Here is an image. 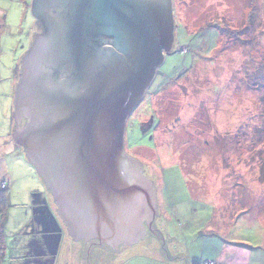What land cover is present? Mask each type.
Segmentation results:
<instances>
[{
  "label": "rangeland",
  "instance_id": "rangeland-1",
  "mask_svg": "<svg viewBox=\"0 0 264 264\" xmlns=\"http://www.w3.org/2000/svg\"><path fill=\"white\" fill-rule=\"evenodd\" d=\"M31 2L0 0V264L33 258L38 246L53 264H192L217 240L247 246L264 264V0H171L172 50L122 135L154 186L157 213L142 219L143 240L117 252L73 239L12 137L15 82L35 33Z\"/></svg>",
  "mask_w": 264,
  "mask_h": 264
},
{
  "label": "water",
  "instance_id": "water-1",
  "mask_svg": "<svg viewBox=\"0 0 264 264\" xmlns=\"http://www.w3.org/2000/svg\"><path fill=\"white\" fill-rule=\"evenodd\" d=\"M31 5L46 30L20 61L15 141L51 191L74 240L96 237L113 248L132 244L145 234L142 219H153L157 211L154 186L123 152L124 118L151 84L163 50H172L171 1ZM101 34L113 36L123 56L106 59L91 38ZM98 61L106 64L99 74ZM66 66L77 67L78 80L65 74Z\"/></svg>",
  "mask_w": 264,
  "mask_h": 264
},
{
  "label": "flooded vegetation",
  "instance_id": "flooded-vegetation-1",
  "mask_svg": "<svg viewBox=\"0 0 264 264\" xmlns=\"http://www.w3.org/2000/svg\"><path fill=\"white\" fill-rule=\"evenodd\" d=\"M171 1V0H170ZM31 7H32V5H31ZM31 10H32V8H31ZM34 34H33V38H32V40H31V43H32V41H33V39H34V37L38 34V33H41V32H44L45 30H46V25H45V23L44 22H42L41 20H39L35 15H34ZM91 38L92 39H94V42L96 43V44H98V46L100 47V48H102V51H103V54H104V56H105V58L106 59H110L111 61H112V59L113 58H115V55H122L123 56V54H122V52H120L119 51V47L117 46V44H116V40L114 39V37L113 36H110V35H106V34H101V36H100V38L99 37H96L95 35H91ZM87 40H89V39H87ZM31 43H30V45H31ZM30 47V46H29ZM29 49V48H28ZM164 51V50H163ZM27 52V51H26ZM25 52V53H26ZM23 57V56H22ZM21 60H22V58H21ZM89 59H86L85 58V60H83L84 62H83V64H84V67H85V69H87L88 68V64H89V61H88ZM99 62V61H98ZM106 66V64H105V62L104 61H100L99 63H98V65L96 66V73H98L99 74V72L104 68ZM21 66H20V74H19V77H18V80L15 82V84L16 83H18V81L20 80V76H21ZM53 71H54V73L56 72H58V71H56V69H53ZM64 72H65V74L67 75H69V76H72V77H74V79H76V80H78V77H79V74H80V71L77 69V67L76 66H73V67H70V66H66L65 67V69H64ZM59 73H62V72H59ZM58 73V74H59ZM144 91L141 93V95H140V98H141V96H143L144 95ZM140 98H139V100H140ZM138 100V101H139ZM138 103V102H137ZM135 106V105H134ZM134 106L132 107V109L134 108ZM124 123H125V121H124ZM124 126H125V124H124ZM12 137H14L13 135H12ZM15 139V138H14ZM23 148V147H22ZM42 180H43V178H42ZM44 181V180H43ZM46 186V188H47V185H45ZM47 190H49L48 188H47ZM50 191V190H49ZM49 194L51 195V197H52V199H53V202H54V198H53V195H52V193H51V191L49 192ZM55 203V202H54ZM55 205H56V203H55ZM55 211V210H54ZM56 214H58V216H59V212H58V207H57V205H56ZM59 218L62 220V224H63V226H64V228L65 229H67V231L69 232V229H68V227H67V225H66V223L64 222V220L59 216ZM70 234V233H69ZM51 235V234H50ZM71 235V234H70ZM52 237H53V241H52V243H56L55 241H54V238L56 237V235L54 234V235H52ZM73 237V236H72ZM37 250H36V256L35 257H30L28 254L27 255H25V260H22L21 261V263L20 264H53V257L51 258V257H41V256H44L45 255V253H44V251H41L40 250V247L38 246V248H36Z\"/></svg>",
  "mask_w": 264,
  "mask_h": 264
},
{
  "label": "crops",
  "instance_id": "crops-1",
  "mask_svg": "<svg viewBox=\"0 0 264 264\" xmlns=\"http://www.w3.org/2000/svg\"><path fill=\"white\" fill-rule=\"evenodd\" d=\"M157 211V210H156ZM156 214H153V218ZM153 219H151L152 221ZM145 234L141 239H137L132 244H124L123 242H119L116 247L113 248L110 244L106 243V241H103L100 243L99 239L92 238L87 239L86 241L91 244V248L93 246L97 247H107L108 249L118 251L120 248L124 247V245H133L138 243L140 240H143L146 236V227L144 228ZM75 241H84L83 239H76ZM126 247V246H125ZM90 248V251H91ZM207 248H209L212 252L210 255H207L204 259H201L200 261L192 264H201L203 261H214L215 264H259L258 259L254 258L252 250H250L247 246H243L241 244H229V242L223 244L220 240L217 241H211ZM21 262H17L16 264H20ZM158 264H179L176 262H169V263H158ZM182 264H190L188 262L182 263ZM262 264V262H261Z\"/></svg>",
  "mask_w": 264,
  "mask_h": 264
},
{
  "label": "trees",
  "instance_id": "trees-1",
  "mask_svg": "<svg viewBox=\"0 0 264 264\" xmlns=\"http://www.w3.org/2000/svg\"><path fill=\"white\" fill-rule=\"evenodd\" d=\"M19 68H20V65H19ZM17 75V74H16ZM10 135H11V133H10ZM17 145H19V144H17ZM20 147H21V145H19ZM22 148V147H21ZM41 177V176H40ZM42 178V177H41ZM45 183V182H44ZM46 185V184H45ZM6 189H5V184L2 186V190L0 191V205H1V203H2V206L1 207H5V196L3 195V193H4V191H5ZM48 192H50L49 190H48ZM55 203H53V205H54ZM54 206H56V205H54ZM55 211H56V209H55ZM61 220V219H60ZM61 222H62V220H61ZM63 223V222H62ZM146 236H147V232H146ZM145 236V237H146ZM3 246H4V243H3V241H2V239L0 240V250H2L3 249ZM204 262V261H203Z\"/></svg>",
  "mask_w": 264,
  "mask_h": 264
},
{
  "label": "built area",
  "instance_id": "built-area-1",
  "mask_svg": "<svg viewBox=\"0 0 264 264\" xmlns=\"http://www.w3.org/2000/svg\"><path fill=\"white\" fill-rule=\"evenodd\" d=\"M201 264H215V262L214 261H204V262H202Z\"/></svg>",
  "mask_w": 264,
  "mask_h": 264
}]
</instances>
